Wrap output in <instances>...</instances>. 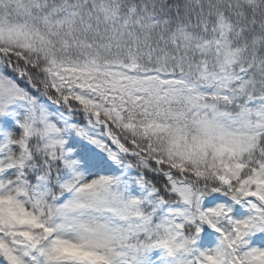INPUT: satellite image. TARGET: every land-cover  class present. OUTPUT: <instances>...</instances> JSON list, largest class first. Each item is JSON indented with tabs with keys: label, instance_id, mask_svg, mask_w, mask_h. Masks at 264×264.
Masks as SVG:
<instances>
[{
	"label": "snow or ice",
	"instance_id": "obj_1",
	"mask_svg": "<svg viewBox=\"0 0 264 264\" xmlns=\"http://www.w3.org/2000/svg\"><path fill=\"white\" fill-rule=\"evenodd\" d=\"M0 264H264V0H0Z\"/></svg>",
	"mask_w": 264,
	"mask_h": 264
}]
</instances>
